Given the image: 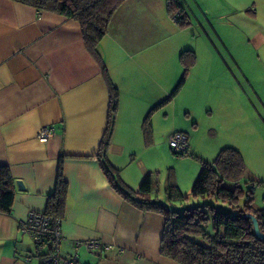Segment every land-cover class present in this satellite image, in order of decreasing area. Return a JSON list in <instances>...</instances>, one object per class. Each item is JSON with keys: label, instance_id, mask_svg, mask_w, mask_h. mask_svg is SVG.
Here are the masks:
<instances>
[{"label": "crops", "instance_id": "crops-1", "mask_svg": "<svg viewBox=\"0 0 264 264\" xmlns=\"http://www.w3.org/2000/svg\"><path fill=\"white\" fill-rule=\"evenodd\" d=\"M193 1L196 12H264V0ZM158 12H168L166 0H125L98 44L117 90L106 160L134 191L156 172L158 144L167 149L170 132L197 125L175 124L182 115L177 110L182 89L167 98L183 66L174 44L158 35L166 27ZM250 40L264 44V34L254 33ZM109 102L101 64L87 49L76 20L0 0V165L24 185L16 188L11 211L0 213V264H35L24 259L33 244L18 225L29 210L46 209L59 166L67 183L63 255L73 251V240L99 239L114 250L92 254L80 248L79 264H178L160 254L165 217L127 201L100 166ZM185 110L188 122L193 115ZM44 125L56 133L41 142L36 134ZM158 193L157 188L152 197L158 199Z\"/></svg>", "mask_w": 264, "mask_h": 264}, {"label": "rangeland", "instance_id": "rangeland-1", "mask_svg": "<svg viewBox=\"0 0 264 264\" xmlns=\"http://www.w3.org/2000/svg\"><path fill=\"white\" fill-rule=\"evenodd\" d=\"M177 1L184 7L185 22L174 19L178 12H158L159 21H166L158 35L174 44L180 63L179 50L193 52V58L185 57L192 64L180 87L177 110L182 115L175 124L197 125L183 129L189 145L186 154H175L168 144L169 135L180 130L167 135V149L158 144L154 169L158 199L163 201L164 188L176 183L186 199L170 203L169 208L179 212L209 204L214 211L233 213L244 208L247 195L252 198V208L264 209V44L250 40L254 33L264 34V12H196L193 0ZM185 109L193 115L188 122L183 119ZM225 147L238 150L245 166L236 203L192 196L201 163L211 164Z\"/></svg>", "mask_w": 264, "mask_h": 264}, {"label": "trees", "instance_id": "trees-1", "mask_svg": "<svg viewBox=\"0 0 264 264\" xmlns=\"http://www.w3.org/2000/svg\"><path fill=\"white\" fill-rule=\"evenodd\" d=\"M32 6L37 12L58 13L79 23L81 34L89 52L100 62L104 77L109 87L110 102L108 122L100 142L99 162L111 186L127 201L141 210L155 211L165 217L160 240V254L169 257L178 264H264V239L259 238L254 230L257 224L264 233V209L252 208V198L247 197L243 209L235 212L214 211L209 204L185 208L182 212L170 209L173 202L186 199L176 183H169L163 190L167 203L152 197L158 188L157 176L147 174L139 188H128L119 178L117 169L106 160L107 146L110 140L117 105V90L109 79L107 69L101 61L97 45L109 30V22L116 9L125 0H12ZM169 13L180 9L177 0H166ZM184 15L178 19L184 23ZM190 50H183L179 59L183 64V73L170 96L185 82V76L192 64L185 61ZM166 101V100H165ZM245 170L243 159L235 148L225 147L219 150L214 161L202 162L198 176L191 187L192 196L211 197L234 205L241 190L238 182ZM16 180L9 167L0 165V213H9L13 205ZM67 195V183L62 177L59 166L54 192L47 197L48 215L61 217L64 212Z\"/></svg>", "mask_w": 264, "mask_h": 264}, {"label": "built area", "instance_id": "built-area-1", "mask_svg": "<svg viewBox=\"0 0 264 264\" xmlns=\"http://www.w3.org/2000/svg\"><path fill=\"white\" fill-rule=\"evenodd\" d=\"M175 12L178 13L174 19L178 20L182 16V11L177 9ZM55 133L51 125H44L38 130L36 138L41 142H46ZM168 144L175 154L181 155L188 152V137L182 131L172 132L168 137ZM18 227L33 244V251L24 259L27 262L34 259L35 264H79L80 248L92 254H106L114 250L112 244L103 243L99 239H76L71 242L73 251L68 255H63L61 252L63 240L61 217L48 215L45 211L29 210L20 220Z\"/></svg>", "mask_w": 264, "mask_h": 264}, {"label": "water", "instance_id": "water-1", "mask_svg": "<svg viewBox=\"0 0 264 264\" xmlns=\"http://www.w3.org/2000/svg\"><path fill=\"white\" fill-rule=\"evenodd\" d=\"M16 188H18L19 190H23L24 189V185L22 183L21 180H16ZM254 230H255V233L256 235L261 238V239H264V233H261L257 224L254 223Z\"/></svg>", "mask_w": 264, "mask_h": 264}]
</instances>
